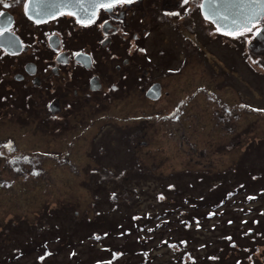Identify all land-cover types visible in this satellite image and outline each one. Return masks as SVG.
<instances>
[{
    "label": "rangeland",
    "instance_id": "rangeland-1",
    "mask_svg": "<svg viewBox=\"0 0 264 264\" xmlns=\"http://www.w3.org/2000/svg\"><path fill=\"white\" fill-rule=\"evenodd\" d=\"M177 36L168 26L156 27L146 43L173 48L176 66L184 55ZM210 47L207 58L192 57L166 78L172 95L152 102L131 83L111 97L94 93L76 103L68 124L44 121L38 94L25 106L21 83H0L6 95L0 98V264H239L235 250L229 256L221 250L227 243L219 240L222 228L230 242L246 236L242 264H264V239L254 236L264 229V181L249 187L250 180L264 179V57H256L261 64L253 71L242 52ZM202 83L216 94L192 96L183 114L152 112ZM102 113L109 115L100 120ZM237 164L243 165L240 177L245 180L243 171L250 176L219 216L235 219L220 227L203 202L216 188V173ZM236 177L228 188L242 184ZM178 200L183 204L173 205ZM99 211L106 219L91 229L86 221ZM129 215L146 226L127 232L134 222ZM116 216L123 227H113ZM57 224L74 232L71 244H61Z\"/></svg>",
    "mask_w": 264,
    "mask_h": 264
},
{
    "label": "flooded vegetation",
    "instance_id": "flooded-vegetation-1",
    "mask_svg": "<svg viewBox=\"0 0 264 264\" xmlns=\"http://www.w3.org/2000/svg\"><path fill=\"white\" fill-rule=\"evenodd\" d=\"M203 1L131 0L115 3L110 9L99 6L94 15L80 21L70 13L36 20L26 11L27 0H0V36L4 37L0 43V83L6 85L8 80L12 84L21 83L26 90L22 95L25 106L29 107V99L39 95L43 120L68 124L76 103L91 100L94 93L111 97L131 83L152 102L172 95L165 87L166 78L181 71L192 57L207 58L212 43L226 47L231 54L242 52L245 60L252 61L248 64L255 71L254 65L261 64L256 57H264V33H256V28L264 29V13L251 26L226 31L206 16ZM162 26L174 30L178 35L174 40L183 43V60L176 66L171 55L173 48H150L146 43L151 32ZM202 92L216 94L202 83L170 105L152 112L183 114L192 96ZM12 96L16 97V93ZM5 97L0 94V98ZM108 115L96 117L103 120ZM234 195L231 193L216 208L220 227L235 219L219 217L229 211L224 204ZM255 219L256 224L261 222ZM252 229L255 228H249L248 232L256 231L254 236L264 239V229ZM221 230L219 240L227 241L226 245H220L221 250L227 256L229 250H235L236 259L242 264L245 259L239 248L250 244L240 239L246 236L230 242L232 236ZM259 246L261 243L250 248L255 252ZM222 256L220 253L218 257Z\"/></svg>",
    "mask_w": 264,
    "mask_h": 264
},
{
    "label": "water",
    "instance_id": "water-1",
    "mask_svg": "<svg viewBox=\"0 0 264 264\" xmlns=\"http://www.w3.org/2000/svg\"><path fill=\"white\" fill-rule=\"evenodd\" d=\"M99 6L100 0H27L26 11L36 20L70 13L82 21L94 15ZM203 9L222 29L234 31L251 26L264 13V0H204Z\"/></svg>",
    "mask_w": 264,
    "mask_h": 264
},
{
    "label": "trees",
    "instance_id": "trees-1",
    "mask_svg": "<svg viewBox=\"0 0 264 264\" xmlns=\"http://www.w3.org/2000/svg\"><path fill=\"white\" fill-rule=\"evenodd\" d=\"M13 95V94H12ZM22 102H23V100H22ZM23 104H24V102H23ZM179 114H181V113H179ZM175 116H178L177 114H175ZM43 119V118H42ZM45 121V120H44ZM250 143V142H249ZM240 166H243V165H241V164H237V167H233L232 168V170H230V171H225L224 173H222L221 171H218L216 174H217V177H215L216 179H217V184H216V188H214V189H212L210 192V195L211 196H209L207 199H206V201H204L203 203H204V205H205V207H207V205H208V207H209V210L207 211V212H204V213H206V215L208 214L209 216L211 215V214H213V215H217V213H216V208H217V206L219 205V203H221V201H224V200H226L227 198H228V196H230V194L231 193H235L236 194V191L238 190V189H240V188H243L244 187V185H246V181H247V178L250 176L249 175V173H248V171H243L244 173H243V176L245 177V180L242 178V177H240L239 176V174L241 173V171L242 170H240ZM201 169H203L202 171L203 172H205V171H207V169L206 168H201ZM234 170H235V172H234ZM250 170V169H249ZM252 170V169H251ZM228 172H232V173H234V174H236V176L238 175V180H237V182H236V184H238L239 182L238 181H241L242 182V184H238L236 187H233V189H231V188H228L226 185V183L227 182H229V180L230 181H233V179L235 180L237 177L236 176H232L231 177V179H229L228 180V178H222V177H219V176H221L222 174H225V175H228ZM206 177H208V175H206ZM209 178V177H208ZM208 178H206V180L204 181V182H207V180H208ZM261 181H264V179H261V178H257V179H255V180H250V184H249V187H256L259 183H261ZM204 182H200L199 181V187L197 188V186H195V188L196 189H199V190H201L200 188H201V186L200 185H203V183ZM194 184L196 183L197 184V181H195V182H193ZM192 183V184H193ZM102 185V183H97V186L98 187H100ZM198 185V184H197ZM229 191H231V192H229ZM126 192V191H125ZM200 193H202V192H200ZM203 195V194H202ZM203 196H205V195H203ZM190 197V196H189ZM179 204H183L182 203V200H178V201H173V205H179ZM173 205H171V210H173ZM212 207V208H211ZM195 210V209H194ZM102 215V213H101V211H99L98 212V216H96V217H93V218H89V221H86L85 219V221L92 227L91 229H94V227H95V225L98 223V218H105L106 219V217L104 216H101ZM160 215H161V212H160ZM107 216V215H106ZM73 217H77V216H73ZM129 217H130V219H132V220H134V222L131 224V226H125L126 228H128L126 231L127 232H131V231H134V229L137 227L139 230H140V228H142V227H144V226H146V224H145V219L144 220H142L141 222H140V217H138V219H135V218H133V216L131 215H129ZM195 216H193V218H194ZM80 219H82V218H80V217H78L77 218V220L76 221H78V220H80ZM129 219V218H128ZM195 219H197V217H195ZM113 220V221H112ZM110 221H111V223L112 224H114L113 225V227L115 228V227H123V225L124 224H122L120 221V218H119V216H118V218H117V216H116V218H110ZM128 222H129V220H127ZM148 221H150V218H148ZM165 221H167L166 220V218H163V220H161L160 221V223H163V222H165ZM193 221V219H190V220H186V221H183V224L185 225V226H189L190 225V223ZM149 223V222H148ZM160 223H158V224H160ZM179 223H181L182 224V222H179ZM57 227H59L60 229H61V231H60V237L61 238H59L60 240H61V244H64V245H66V244H71V241H73V239H74V237L72 238L71 236L73 235V231H69L68 229H66L65 227H63L62 226V224H57ZM184 227V226H183ZM125 228V229H126ZM186 228V227H185ZM53 229H55V228H53ZM90 229V230H91ZM189 230V229H188ZM55 231H57V233H59V231L58 230H55ZM92 231V230H91ZM99 231V230H98ZM121 231H123V230H121ZM93 232V231H92ZM92 232H89V233H87L86 234V236H82L81 238H80V240L81 241H84V239L85 238H88L89 236H87V235H89V234H91ZM94 232H97V231H94ZM100 232H97L95 235H102V234H99ZM96 237H98V236H96ZM101 237V236H100ZM100 239V238H99ZM24 243H26V241L24 242ZM1 248V247H0ZM118 252H121V251H119L118 250Z\"/></svg>",
    "mask_w": 264,
    "mask_h": 264
},
{
    "label": "snow or ice",
    "instance_id": "snow-or-ice-1",
    "mask_svg": "<svg viewBox=\"0 0 264 264\" xmlns=\"http://www.w3.org/2000/svg\"><path fill=\"white\" fill-rule=\"evenodd\" d=\"M130 3L131 0H107V3L105 2V0H100V6L101 7H107V8H111L113 4L115 3ZM184 3H188V0H183ZM248 31H252L251 28L248 29ZM256 33L260 34V33H264V29L261 28H256ZM239 35H243V33H239ZM97 239H99V237H96ZM41 259H43V257H41Z\"/></svg>",
    "mask_w": 264,
    "mask_h": 264
}]
</instances>
